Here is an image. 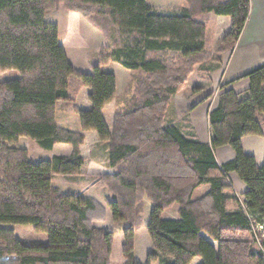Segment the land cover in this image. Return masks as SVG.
<instances>
[{
  "label": "trees",
  "instance_id": "1",
  "mask_svg": "<svg viewBox=\"0 0 264 264\" xmlns=\"http://www.w3.org/2000/svg\"><path fill=\"white\" fill-rule=\"evenodd\" d=\"M58 1L68 7L69 36L78 32L82 15L110 42L90 55L95 63L89 73L69 62L58 24L47 20ZM185 2L180 14H161L147 0H0V74H20L0 82V264H113L115 231L97 227L108 211L115 226L128 224L122 228L123 264H140L135 235L145 201L151 204L146 229L152 244L145 264L196 258L202 264H264L249 217L264 224V166L258 168L242 145L246 136H264V64L223 87L208 114L210 144L167 120L195 72L203 81L221 69L247 25L251 0ZM212 15L230 20L215 48L208 33ZM109 62L131 73L120 101L115 75L101 70ZM75 78L89 90L92 105L76 111L79 131L56 122L58 105L75 103ZM240 80L250 83L241 94L229 88ZM113 101L109 128L104 110ZM85 132L104 143L112 174L86 173ZM22 139L48 152L57 145L73 150L34 161L19 146ZM225 146L235 158L220 166L215 151ZM231 173L248 187L242 198ZM58 176L95 179L113 199L105 207L91 196L66 194L53 183ZM203 186L207 192L195 197ZM174 206L178 219L163 218ZM14 225L31 226L48 242L21 239L6 227ZM261 244L264 249V239Z\"/></svg>",
  "mask_w": 264,
  "mask_h": 264
},
{
  "label": "crops",
  "instance_id": "2",
  "mask_svg": "<svg viewBox=\"0 0 264 264\" xmlns=\"http://www.w3.org/2000/svg\"><path fill=\"white\" fill-rule=\"evenodd\" d=\"M221 19L223 20V25L220 28L218 27V25H216V29L214 33L216 35V39L218 38L222 39L228 33L230 29V20L227 17L217 16L216 24L217 22H220ZM81 24H82V21L80 19V25ZM219 39L217 41H219ZM108 46H110L109 43L105 47H108ZM227 55H228V59H225ZM227 55L225 54L223 57V64H222L221 69L213 73L211 76L212 77L210 80V82H212L211 90L212 89H215V90H212L213 92L209 94L210 104L208 108L205 107V109H203L206 102H196V96L199 93H201V92H196V93H190L189 96L183 97L182 101L180 99V95L177 96L175 98V101L169 108L170 111L168 110V113L170 112L169 113L170 115L168 118V121L170 124H176V125L181 126L185 132L192 130L197 135L199 140L205 144H210L211 142V133H210L208 114L210 110L216 106L217 97L219 96V94L222 93L223 87L227 85L228 83H230L231 81H234L242 77L246 73L264 64V0H251V13H250L247 25L241 35L240 40L235 45L233 51ZM108 73H112L116 77V80H117L116 95L118 96L122 92V89H124L127 83L129 82L131 73L126 72L121 69H117L113 72H108ZM120 76L122 78L126 77L125 79L126 83L123 86H122V83L119 82V79L121 78ZM193 76H195V74ZM193 76L190 77L189 82H191ZM214 76H216L215 79L217 78L216 83H215V79H213ZM206 81H209V80H206ZM205 87H206L205 91H207L210 86L208 84V85H205ZM229 88L234 90L236 93L241 94L249 90L250 83L248 80H240L238 82L231 84ZM83 92L86 93V96H87L85 101L79 102L77 99L78 105L79 104L81 105H79L78 107L75 106L73 109L70 107L69 110L63 112V114H67L68 112H71V111L75 113L76 110L85 111V110L91 109L92 105L88 100L89 90L85 88ZM60 104L69 106L65 103H60ZM113 113H114V102L107 105L104 110V119L109 128L111 127V124L108 121L109 119L108 117L113 116ZM261 118L264 119V116H262ZM58 119L59 117H58V110H57L56 122L58 121ZM78 122H79V118H78ZM78 122L76 121L74 128H70V129L67 127V125L61 124L59 121L57 122V124L59 123L58 125L68 128L69 130H72V131H79L80 126H78V124L80 125V123ZM84 134H85L86 140H85V144L81 147V153L85 159L87 158L84 153V148L86 146H88L90 150H94L97 147H102L105 149V145L103 142H101L97 133L85 132ZM19 145H21V141ZM242 145H243L244 153L248 156L253 157L255 159V163L257 167L262 168L264 166V136H256V135L246 136L242 140ZM59 146L60 145L55 146L54 149L50 151L51 153L50 158H44V159H51L54 156L67 157L71 155L73 149L68 150L67 152H66L67 149H64L63 151L64 153L56 154L57 153L56 150L57 148H59ZM21 148L29 151L30 145L29 146L23 145L21 146ZM215 156H216V159L219 165L222 166L225 163L230 162L235 158V152L233 151L231 147L225 146V147H221L217 149L215 151ZM108 162L109 161L106 162V170L103 173L102 172L97 173L94 171L96 170L97 163L94 161L91 162L89 159H86V166H87V169H89V171H87L88 174L106 175V174L113 173V170L109 168L108 166ZM228 179L230 183L232 184L236 195L242 198L243 194L248 190L247 185L235 173L229 174ZM71 181H73V179H71ZM207 190H208V187L203 186L195 191L194 196L200 197L204 195L207 192ZM88 196H92V195L88 194ZM173 214H172L173 216H171L172 219H178L177 210ZM114 226L115 225L112 221L111 215L109 214L107 216V220L104 223L97 224V227L104 228L105 230H108V231L114 230L115 229ZM118 236H121L122 239L121 240L118 239L117 241ZM116 241L118 242V244H121L123 246L124 236H123L122 227H121V231H119L118 229L115 230V240H114L113 251H112V262L115 261L117 263L123 264L125 261L123 254L119 260H115ZM143 243H146L145 239H143ZM138 244H139V241H137V235H135V259L138 263L145 264L147 261L148 254L146 252L147 255L145 256L141 255L140 257H138V254H137ZM148 246L152 247V244ZM142 249H146V251L148 252L150 251V250H147L146 246L145 247L142 246ZM118 250L119 249L117 248V251ZM191 264H202V260L199 258H196Z\"/></svg>",
  "mask_w": 264,
  "mask_h": 264
},
{
  "label": "rangeland",
  "instance_id": "3",
  "mask_svg": "<svg viewBox=\"0 0 264 264\" xmlns=\"http://www.w3.org/2000/svg\"><path fill=\"white\" fill-rule=\"evenodd\" d=\"M149 5L154 7L159 13L161 14H180L182 10L187 7V4L185 0H147ZM216 17L215 15L211 16V24L209 26V35L211 37V44L214 45V48L216 45L219 44V42L223 39H216L215 29L216 25L218 27H222L223 25V20L221 19L220 22H217L216 24ZM80 19L82 21V24L79 25V30L75 34L69 36L67 34V21H68V7L64 2H57V6L52 9L47 16V20L51 22H55L59 26V39L61 44L65 47L66 49V54L69 62L80 72V73H89L92 71L91 69V63L92 60L90 58V55L92 53L97 52L98 50L104 48L106 45H108L109 40L88 20L87 17L80 15ZM229 54V53H227ZM226 54V55H227ZM225 59H228V55L225 57ZM95 63V62H94ZM92 63V64H94ZM117 69L124 70L126 72H129L128 70H125L122 68L120 65L109 62L107 65L102 66L101 70L103 72H113ZM217 72V71H216ZM195 74V76H193ZM192 76L191 82H188L185 89L178 94L177 96L180 95V99L182 101L183 97L189 96L190 93H194L193 89L196 86H201V85H208L209 88L207 91L201 92L196 96V102H206L205 106L203 109L208 108L210 102L208 95L211 94L215 89L211 90L212 82H210L212 77H209L206 80H200L198 78L197 73L195 72ZM20 74L16 71L13 72H7V73H2L0 74V82H3L8 79L12 78H17ZM212 76V75H211ZM121 77V76H120ZM216 76H214L213 79H215ZM126 77H121L119 79V82L122 83V86L125 85ZM131 79V75H130ZM217 79V78H216ZM215 79V83H216ZM117 81V80H116ZM130 81V80H129ZM208 82V83H207ZM120 83V85H121ZM129 83V82H128ZM128 83L124 89H122V92L117 96V100L119 101L125 96V91L127 89ZM117 86V85H116ZM215 86V84H214ZM84 87L82 86L81 80L79 78H75L74 81V89H73V97L75 99L74 104H68L69 106H65L63 104L58 105V121L61 124L67 125V127L74 128L76 121L78 122V115H76V111L74 112H68L67 114H63V112L68 111L69 108L71 107L72 109L75 106L78 105V101L82 102L85 101L86 99V93H84ZM87 89V88H86ZM83 90V91H82ZM79 96V97H78ZM176 96V97H177ZM175 97V98H176ZM175 101V99H174ZM114 102V113L117 107V102ZM202 109V110H203ZM170 111V110H169ZM113 113V116H114ZM170 113V112H169ZM167 114V120L169 118L170 114ZM113 116L108 117V121L110 122L111 126L113 123ZM57 121V122H58ZM79 123V122H78ZM205 123V122H204ZM59 124V123H58ZM78 126H80L78 124ZM29 146L30 145V156L32 160L34 161H39L44 158H50L51 153L48 151H44L40 149L35 143L30 142L28 139H22L21 140V146ZM65 147V148H63ZM64 149L71 150L72 147L68 145H60L59 148H57V153L56 154H62L64 153ZM84 153L86 155V159H89L91 162L94 161L97 163L96 165V170H94L97 173L104 172L106 170V162L108 161V156H106L107 152H105V149L102 147H97L94 150H90L88 146L84 148ZM85 171L88 174L87 171V166L85 167ZM91 171V170H90ZM112 174V173H111ZM91 177H97L100 175H91L88 174ZM73 179V181H71ZM54 185L60 187L64 193L69 194V195H77V196H85V195H92L91 197L95 198L99 203L107 207L108 202H110L113 199V195L107 191L106 188L101 187L98 182H96L95 179L92 178H85V177H79V176H58L55 177L53 180ZM145 209H144V214H143V221L142 223L137 226V241H139L138 244V257L145 256L148 254V251L146 249H142V246L147 248V250H151V240L149 238V235L147 233L146 226L149 221V216H150V210H151V204L147 201H145ZM177 210V206L172 207L171 209L165 211L163 213V218L168 219L172 218L174 212ZM111 215L110 212H107V216ZM173 214V215H172ZM107 220V219H106ZM104 223V222H103ZM127 223H122L120 226H114L115 229H118L121 231V227L123 228L124 226H127ZM9 228H13L15 230L16 235L24 240H27L30 243H37V244H46L48 242V236L45 234H39L34 231L33 227L31 226H24V225H14V226H6ZM113 229V228H112ZM118 239H122L121 236L117 237ZM143 239L146 240V243H143ZM116 241V246H115V260H119L122 257V245L118 244ZM119 245V246H117ZM117 248L119 249V253L117 251ZM147 252V254H146ZM113 264H120L117 262H112Z\"/></svg>",
  "mask_w": 264,
  "mask_h": 264
},
{
  "label": "built area",
  "instance_id": "4",
  "mask_svg": "<svg viewBox=\"0 0 264 264\" xmlns=\"http://www.w3.org/2000/svg\"><path fill=\"white\" fill-rule=\"evenodd\" d=\"M246 213H248L246 207L243 208ZM250 215V214H248ZM251 219V224L253 226V229L255 231V239H256V248L257 250L264 251L262 248L261 240L264 239V224L258 222L253 217L249 216Z\"/></svg>",
  "mask_w": 264,
  "mask_h": 264
}]
</instances>
